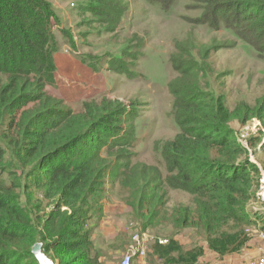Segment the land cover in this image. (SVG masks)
<instances>
[{
  "label": "trees",
  "instance_id": "1",
  "mask_svg": "<svg viewBox=\"0 0 264 264\" xmlns=\"http://www.w3.org/2000/svg\"><path fill=\"white\" fill-rule=\"evenodd\" d=\"M145 1L166 11L179 0ZM185 1L188 9L201 11L194 22L230 31L264 60V0ZM126 10L122 0H84L73 13L99 15L103 22L114 17L116 25ZM61 18L50 0H0V162L9 155L7 166L15 170L14 159L25 178L0 180V264H40L32 253L39 242L53 264H104L95 250L92 219L102 216L104 186L111 182L127 190L126 204L140 211L143 230L164 219L174 232L190 227L202 233L206 247H184L171 233L165 243L154 241L150 252L162 264H199L206 248L219 258L250 248L249 228L261 220L264 230V211L254 215L246 207L260 171L236 137L235 112L220 96L181 77L168 84L178 133L162 147L166 173L154 165L122 163V150L136 141L133 127H124L131 115L122 102L102 97L67 106L47 90L56 84L60 44L75 48L70 27L59 26ZM139 55L112 56L107 68L130 77L127 63ZM195 68L179 73L195 75ZM27 187L41 198L27 191L20 201ZM166 188L189 194L191 202L161 214Z\"/></svg>",
  "mask_w": 264,
  "mask_h": 264
},
{
  "label": "rangeland",
  "instance_id": "2",
  "mask_svg": "<svg viewBox=\"0 0 264 264\" xmlns=\"http://www.w3.org/2000/svg\"><path fill=\"white\" fill-rule=\"evenodd\" d=\"M50 1L61 13L60 17L65 18L59 26L70 27L75 48L60 44L55 54L56 84L48 86L47 90L63 98L67 106H79L83 101L102 97L122 102L131 115L124 127L128 130L133 127L136 136L135 144L122 150V163L154 165L166 173L162 147L178 133L173 114L174 99L168 84L182 77V81L193 83L199 90L220 96L229 111L235 112L239 118L232 121L236 137L246 146L248 159L258 167L260 179L264 178V60L258 58L250 46L224 28L213 30L208 24L194 22L201 11L188 9L185 0L177 1L166 11L145 0H122L127 10L116 25L114 17L103 22L99 15L74 14L77 3L84 0ZM66 21L70 23L66 24ZM80 21L78 28L75 23ZM57 27L54 31L62 43ZM80 52L99 70L92 71L83 63L78 55ZM138 52V60L127 63L135 78L115 74L107 68L108 58L120 54L131 58ZM194 65L195 75L181 76L180 69ZM85 67L90 70L86 71ZM8 161L9 155H5L0 162V180L7 182L13 177L24 180L16 161L13 159L16 171L7 166ZM8 171L16 176H10ZM104 187V211L100 218L92 219L95 250L104 264H120L122 257L137 242H140L144 256L135 257L133 264H162L150 252V247L156 240L165 243L164 237L170 233L184 247L196 244L206 247L200 231L185 227L174 232L164 219L161 225L143 230L140 211L126 204L127 190L118 182ZM27 191L33 198H41L37 189L27 187L20 194V201L25 202ZM258 191L259 188L246 207L250 213L262 216L264 202ZM191 200L192 196L187 193L166 188L165 205L160 213L165 214L166 207L185 205ZM26 203L33 205L32 201ZM261 226L260 220L249 229L259 236L260 232L264 233ZM260 242L252 251L243 250L223 258L206 248L199 264H248L256 257H264V240L260 238Z\"/></svg>",
  "mask_w": 264,
  "mask_h": 264
},
{
  "label": "built area",
  "instance_id": "3",
  "mask_svg": "<svg viewBox=\"0 0 264 264\" xmlns=\"http://www.w3.org/2000/svg\"><path fill=\"white\" fill-rule=\"evenodd\" d=\"M55 3H57V1H55ZM258 188H259L258 196L264 202V178L259 179V187ZM259 237L262 240H264V233L260 232ZM140 245H141L140 242H137V245L134 244L133 246H131L130 250L122 257L120 264H133L135 257L144 256V250H143L142 246H140ZM248 264H264V257L259 256Z\"/></svg>",
  "mask_w": 264,
  "mask_h": 264
},
{
  "label": "crops",
  "instance_id": "4",
  "mask_svg": "<svg viewBox=\"0 0 264 264\" xmlns=\"http://www.w3.org/2000/svg\"><path fill=\"white\" fill-rule=\"evenodd\" d=\"M55 1H57V2H58V1L61 2V0H54V2H55ZM73 6H74V5H73ZM54 8L57 9V7H54ZM57 11H58V9H57ZM58 13H59V15H61V13H60L59 11H58ZM61 19H62V21L65 20L64 17H62ZM85 68L87 69L86 71H89V70H90V69L87 68V67H85ZM252 237H253V239H252V241H251L250 244H249V247H250V246H251V247H250V248L243 249V250H246V251H247L248 249H250L249 251H252V250L254 249V245L257 246V244H260V243H261V242H260V237H259V236H257V235H253ZM256 254H258V251L256 252ZM256 258H257V257H256ZM253 260H254V259H253ZM253 260H252V261H253Z\"/></svg>",
  "mask_w": 264,
  "mask_h": 264
},
{
  "label": "water",
  "instance_id": "5",
  "mask_svg": "<svg viewBox=\"0 0 264 264\" xmlns=\"http://www.w3.org/2000/svg\"><path fill=\"white\" fill-rule=\"evenodd\" d=\"M41 247H42V243L39 242V243H36L32 248V253L39 260V262L41 261L40 258H43L44 260H48L45 257V255L42 253Z\"/></svg>",
  "mask_w": 264,
  "mask_h": 264
},
{
  "label": "bare ground",
  "instance_id": "6",
  "mask_svg": "<svg viewBox=\"0 0 264 264\" xmlns=\"http://www.w3.org/2000/svg\"><path fill=\"white\" fill-rule=\"evenodd\" d=\"M40 260L41 264H50L47 260H44L43 258H40Z\"/></svg>",
  "mask_w": 264,
  "mask_h": 264
}]
</instances>
